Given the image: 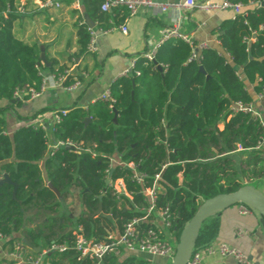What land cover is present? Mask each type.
Masks as SVG:
<instances>
[{"label": "trees", "instance_id": "1", "mask_svg": "<svg viewBox=\"0 0 264 264\" xmlns=\"http://www.w3.org/2000/svg\"><path fill=\"white\" fill-rule=\"evenodd\" d=\"M230 1L246 8L264 0ZM102 2L83 0V9L93 21L102 23V29H107L110 13L101 11ZM20 6L25 14L27 7L18 0H0V99H12L17 89L40 90L41 70L58 76L71 67L59 65L56 59H49L50 66L46 67L39 58L40 46L15 37L13 27L22 16L17 12ZM116 10H122V18L128 15L123 6L111 11ZM83 20L78 18L76 24L77 52L68 56L72 65L76 57L90 54L88 27ZM213 33L217 45L202 49L198 59L189 60L192 48L181 39L163 43L154 62L138 57L134 69L139 74L117 78L109 87L115 100L113 109L117 110L116 123L108 103L96 101L86 108H69L53 125V142H71L78 149L60 148L49 156L47 163L53 170L48 171V180L61 194L67 188L79 189L82 213L76 222L86 238L103 241L107 230H113V222L115 231L121 232L124 223L133 218H139L137 229L143 232L154 228V220L166 210L168 234L177 242L181 229L203 200L244 185L237 168L242 160L234 156L239 146L243 148L239 154L257 169L250 178L264 177L263 152L255 149L264 130L250 114L231 108L233 103H254L264 90V6L235 14ZM82 73H87V67L77 64L63 85L81 82ZM86 117L90 121L85 124ZM2 131L4 121L0 118V173H7L17 184L14 196L11 185L0 186V235L7 239L5 246L11 250L19 240L13 234L19 231L28 206L38 213L43 206L51 210L60 202L53 204L57 199L38 166L47 151L46 131L30 126L17 129L11 136ZM113 157L132 162L143 174L142 182L134 178L132 168L111 164ZM108 179L111 183H107ZM119 179L124 184L123 192H117L113 185ZM154 181L155 210L142 220L149 205L145 190ZM99 204L102 214L110 215V219L93 215ZM206 221L195 247L209 244L216 234V224ZM165 231L161 237L167 234ZM23 235L32 245H39L41 232L25 230ZM72 240L71 231L52 232L43 238L41 246ZM46 263L97 264L94 259H79L73 249L51 251L41 261ZM102 263L149 264V260L129 256L118 262L116 255L108 254Z\"/></svg>", "mask_w": 264, "mask_h": 264}, {"label": "crops", "instance_id": "2", "mask_svg": "<svg viewBox=\"0 0 264 264\" xmlns=\"http://www.w3.org/2000/svg\"><path fill=\"white\" fill-rule=\"evenodd\" d=\"M43 1L45 0H18L19 3L26 5L27 12L15 21L13 27L15 37L28 44L36 43L38 46L43 45L47 61L49 59H56L59 65L66 64L71 66V71H75L76 65L80 64L82 67H87V73L84 75L81 84L73 91L53 88L49 83H46L42 92L34 98L0 99V118L4 121V131L10 136L17 129L26 126L30 122L43 121L46 133L48 134L49 144L44 156L38 161V166L46 186L50 182L48 180V171L53 170L52 166L47 163V159L49 158L48 151L50 144L53 142L50 129L53 125L54 112L59 109H69L72 107L86 108L89 104L94 103L96 98L116 81L118 74L131 61L136 60L157 44L160 31L171 23L176 14L180 13L182 16V33L190 37L195 43L205 42L208 46L217 45L216 34L213 33V30L223 21L235 16L233 11L229 9L205 11L198 8H181L169 9L166 12L154 14L149 9L139 8L133 15H125L123 18L122 10L107 11L110 13L107 29H102V23L99 21L95 22L89 17L94 22V29L97 31L96 50L90 52L88 55L84 54L76 57L75 64L72 65L68 56L76 53L78 49L76 24L78 18L83 17V21L85 22V16H87L84 14L83 0H49L58 2L59 6L52 5L42 8L40 4ZM154 1L170 5H178L184 2V0ZM195 1L201 2L204 0ZM211 1L221 2L222 0ZM257 6L256 3H251L246 8L243 6L242 10L247 8L252 9ZM121 25L127 26L126 33L120 31L119 26ZM48 73L45 70V74L47 75ZM254 106L259 108L257 102L254 103ZM240 151H235V158L240 155L236 154V152L239 153ZM112 159L115 162L120 161L114 157ZM115 184L124 185L123 182L120 183L119 181H116ZM52 192L55 195V199H57H53V204L58 201L60 205L53 206L52 203H49L48 205L53 206V209L48 210L43 206L38 213L35 209L28 206L19 225V231L13 234V237L22 242V238H27L23 235L25 230H33L36 233L41 232V238L38 240L39 245H37L40 246L39 252L24 244L32 256H37L35 253H40L46 248L41 246L44 244L43 238L45 236L52 232H73L78 226L76 221L79 216L74 218L71 206H69L70 208L68 207L67 211L64 205L62 207L70 190L68 188L64 191L62 190L63 194L59 190L58 194L54 191ZM77 200L80 204V200L78 198ZM240 207L241 204L229 206L207 219L206 224H216V234L209 244L217 246L220 243H224L228 246L236 247L247 254L255 263L264 264V229L260 223L261 216L252 208H249L248 212L242 213ZM46 224L47 226L45 227ZM154 224L161 228L164 227L159 218L154 220ZM112 225L114 227L110 232L118 235L119 232L115 231V223L113 222ZM237 229L246 230L247 234L238 236L235 233ZM6 241V238L0 239V254L10 247L5 246ZM129 256L145 257L149 260V264H167L168 261L167 258L148 257L145 254L139 253L135 254L126 248H121L119 254L116 255L118 262ZM41 261L43 260L41 259ZM202 263L237 264L232 256H223L218 252L204 254ZM0 264H15V262L9 258H3Z\"/></svg>", "mask_w": 264, "mask_h": 264}, {"label": "built area", "instance_id": "3", "mask_svg": "<svg viewBox=\"0 0 264 264\" xmlns=\"http://www.w3.org/2000/svg\"><path fill=\"white\" fill-rule=\"evenodd\" d=\"M52 5L56 7L59 6L58 2L45 0L41 2L40 7L43 8ZM257 5L260 6V3ZM118 6L125 7L128 10V15H133L139 8L149 9L154 14L163 13L168 11L169 9H181V8H185V9L198 8L200 10H205V11L229 9L232 10L234 14H239L242 13L243 11L242 10L243 5L240 2L234 3L231 2L230 0H222L221 2H216L211 0H204L201 2H196L195 0H184V2L178 5L160 3L154 0H103L100 9L103 12H107V11H111L113 8ZM17 12L19 14H23L25 10L22 8V6H20L18 7ZM181 19L182 16L180 15V13L176 14L173 17L171 23L160 31V37L157 44L152 49L142 54V56L145 58L147 62H154V56L157 49L161 47L163 43H165L170 39H181L191 46L192 50L189 60L200 58L201 56L200 51L204 48H207L208 45L205 42L195 43L190 37L183 34L181 31V21H182ZM119 29L122 33L127 32L126 25L119 26ZM88 32H89V41L87 44V50L89 52H94L96 50L95 42H96L97 31L94 29V27H88ZM135 61L136 60L131 61V63L118 74V78L130 77L133 74L138 75L139 71L134 69ZM71 72H72L71 69H69L65 71L63 74L54 76L51 73H48L46 75L45 70H41L40 75H42V84L40 90L36 91L32 88L17 89L13 93V98L23 99L24 96H28V98H34L42 92V90L46 86V83H49V85L53 88H60L65 91H73L81 84L79 80L73 82L70 85H63L64 79ZM82 75L85 74L82 73ZM96 101L107 102L109 108L111 109H113V104L115 102L114 98L110 94L109 88H107L103 93H101L98 96V98H96L95 102ZM255 102L259 104V108H256L254 106ZM255 102L248 105L242 103H233L231 108L233 111H243L244 113L250 114V116L254 120H257L259 122V124L262 126L264 130V111H263L264 90L261 93L257 94ZM67 110L68 109H59L53 113V125L60 121L61 116L64 115L67 112ZM53 125L52 128L50 129L51 135L52 132L54 131ZM27 126H30L34 129L42 128L46 131V128L42 120L30 122L24 127ZM2 134L7 135L5 131H2ZM48 144H49V140H48ZM68 144L74 145L76 148L74 150L78 149L77 145L74 143L56 141L50 144V149L48 151L49 156H51L54 151L60 148H65L66 145ZM262 145H264V132L260 137L257 145L255 146V149L260 150ZM238 150H243V148L239 146L236 151ZM114 163L124 167L132 168L134 170V178L138 182H142L143 174L136 171L135 165L133 163L124 162V161L115 162L111 158V164ZM158 178H159V174H156L155 180H157ZM117 181H119L120 183L122 182L121 179ZM115 182L113 184H115ZM108 183H111V181L108 180ZM155 184L156 181H154L152 187L147 188L145 190L149 200V205L145 210V214L141 217L142 220L146 219L155 210V196H156ZM119 186L120 189H117L114 186L115 190L117 192H123L124 185L122 186L121 184ZM240 204H241L240 211L242 213L248 212L250 207L243 203ZM168 217L169 215L166 210L160 212L159 219L161 220L164 229H168L170 227V222L168 220ZM139 222H140L139 218H133L125 222L122 231L119 232L118 235L112 234L110 230L107 233L105 240L103 241H94L93 239L86 238L81 233V227L77 226L72 232L73 234L72 243L63 242L61 244H52L50 247L44 248L39 253L38 256L30 255L24 243L21 242V240H16L11 250H4V252L0 254V261L3 258H9L11 260H14L15 264H41V257L43 255H48L51 251L63 252L69 249H73L76 251L79 259H84V258L94 259L96 260L97 264H102V260L106 255L108 254L118 255L121 248H126L127 250L135 254L137 253L145 254L148 257H161V258L172 259L175 251V245L171 242L172 239L169 240L165 237L160 236L161 232L164 229L159 226H155L154 228L150 227L142 232L137 229V224ZM235 233L238 236H243L247 234V231L242 229H237ZM2 238L4 237L0 235V239ZM215 252H218L223 256H232L236 260L237 264H257L240 249L233 246H228L224 243H220L217 246H213L212 244H209L206 246L195 247L186 264H203L202 263L203 255L213 254Z\"/></svg>", "mask_w": 264, "mask_h": 264}, {"label": "water", "instance_id": "4", "mask_svg": "<svg viewBox=\"0 0 264 264\" xmlns=\"http://www.w3.org/2000/svg\"><path fill=\"white\" fill-rule=\"evenodd\" d=\"M261 6H264V1L260 2ZM85 23L88 27H94V22L88 17L85 16ZM39 58L41 62L46 66H50V62L47 61L45 57V49L44 46H40V54ZM159 71L162 70L161 66L157 65ZM202 70V67H200ZM117 110L113 109V122L116 123ZM90 121L89 117L84 119V123H88ZM65 149L74 150L76 149L74 145L68 144ZM264 159V155H263ZM108 183V181H107ZM3 184H9L13 187V196L15 195V191L17 188V184L12 181L9 175L5 172L0 173V186ZM47 186L58 194V190L51 184V182L47 183ZM243 203L250 208L256 210L260 216V223L264 229V194L260 192L256 187L252 184H244L237 188L235 191L227 192V193H219L210 198L203 200L198 206L190 220L183 226L180 231L178 240L176 242L175 251L173 257L171 259L170 264H186L189 260L192 251L196 246V241L198 238L199 231L203 222L215 215L225 208ZM102 214L101 205L99 204L97 210L93 212V215ZM107 219H110L111 216L107 214H102ZM22 242L29 248H33L36 252L40 251V246L34 247L26 238H22ZM46 258V255L41 257L42 260Z\"/></svg>", "mask_w": 264, "mask_h": 264}, {"label": "rangeland", "instance_id": "5", "mask_svg": "<svg viewBox=\"0 0 264 264\" xmlns=\"http://www.w3.org/2000/svg\"><path fill=\"white\" fill-rule=\"evenodd\" d=\"M259 151L264 153V145H262V147L260 148ZM236 154H239V153H236ZM238 157H239V159L241 158V160H242L241 163L237 167L238 172H240V174H241L242 182L244 184H252L254 187H256L260 192H262L264 194V180H262V178H264V177H261V178L255 177L257 179H255V178L251 179L250 176H252L253 170H257V169H254L253 166H249L247 161L244 159V156L239 155ZM113 185L117 189H120L119 185H116V184H113ZM78 192H79V189L70 190V192H69L70 196L68 195V197L65 198V200L62 204V207L64 205V208L66 209V211H67L68 207L71 206L72 215L74 216V218L77 216H80V214L82 213L81 205L77 202L78 201L77 200ZM64 208H62V210H64ZM209 218H207V219H209ZM165 230L164 231L167 234L166 235L164 234V237L171 240V237L168 234L169 233L168 229H165ZM171 242L176 246V242H174L172 240H171ZM170 263H171V259L169 258L167 261V264H170ZM151 264H153V263H151Z\"/></svg>", "mask_w": 264, "mask_h": 264}, {"label": "flooded vegetation", "instance_id": "6", "mask_svg": "<svg viewBox=\"0 0 264 264\" xmlns=\"http://www.w3.org/2000/svg\"><path fill=\"white\" fill-rule=\"evenodd\" d=\"M80 192H78V195H77V198L80 200V205H81V203H82V198L80 197ZM82 206V205H81ZM97 210V209H96ZM99 215H101V214H99ZM99 215H94L95 217L97 216H99Z\"/></svg>", "mask_w": 264, "mask_h": 264}]
</instances>
